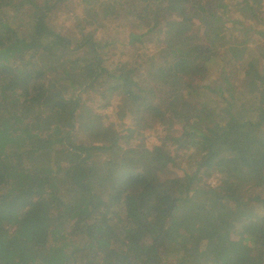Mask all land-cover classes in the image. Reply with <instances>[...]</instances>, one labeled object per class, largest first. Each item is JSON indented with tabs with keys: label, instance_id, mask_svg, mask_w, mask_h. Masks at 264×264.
<instances>
[{
	"label": "trees",
	"instance_id": "1",
	"mask_svg": "<svg viewBox=\"0 0 264 264\" xmlns=\"http://www.w3.org/2000/svg\"><path fill=\"white\" fill-rule=\"evenodd\" d=\"M263 6L0 0V264H264ZM124 12L144 32L112 67L95 36Z\"/></svg>",
	"mask_w": 264,
	"mask_h": 264
},
{
	"label": "rangeland",
	"instance_id": "2",
	"mask_svg": "<svg viewBox=\"0 0 264 264\" xmlns=\"http://www.w3.org/2000/svg\"><path fill=\"white\" fill-rule=\"evenodd\" d=\"M262 9H264V6L262 7ZM70 13L72 14L73 11L71 10ZM83 13V11H82ZM81 13V15H82ZM125 14L127 12H124ZM129 13V12H128ZM172 16L175 19L178 20H173V25L172 26H165L164 27V31H169V34H173L175 35L178 31L183 30L182 26L184 24V19L183 16L181 17V11L175 6V5H171V12ZM127 15V14H126ZM231 15L233 18L235 16L234 14H229ZM115 19H109V18H104L101 20L100 22V29L97 32L95 39L101 43V49L100 51L105 54V58L111 62V66L113 67L115 65V61H119V62H125L127 61V59L130 57L127 56V51L125 50V44L126 41L130 38V33L131 31L137 33V34H141L144 32V29L139 25V22L135 19L133 16L127 15V17H122V15H120L119 13L114 15ZM66 24H64V23ZM132 22V27L131 29L128 28L129 23ZM164 23V21H162V24ZM27 24V22L23 23V27H25ZM161 24V26H162ZM55 25L59 26H63V32L71 39H81L82 37V33H81V26L77 23H73V19L69 18V17H60V18H56L55 19ZM158 30V29H157ZM211 29H208V31H210ZM148 36H146L144 38V46H146L147 48H153V46L155 44H157L160 41V38H162L163 36V31L158 30L157 32H147ZM97 42V43H98ZM86 51L89 49V46H85ZM227 59H223V60H218L216 63L214 62H210V68L213 71V74L217 73L218 70V66L220 67H225L226 69H234L235 67H237L238 63H232L230 64L229 61H226ZM116 66V65H115ZM114 66V67H115ZM115 72V71H113ZM77 90H75L73 87H69L68 89V93L67 96H69L72 93H76ZM91 93L87 94V96L92 99V97L90 96ZM65 95V94H64ZM93 106V101L88 100L85 103V107H84V111L86 110H90L89 108H92ZM87 116H89L88 112H85ZM131 115L129 114L127 117H125V119L123 120V123H125V125H128L130 122V118ZM83 114L81 113V117H79L76 120V129L78 130L79 127H82L83 125ZM213 125H215V123H212ZM179 130V129H178ZM76 132V130H75ZM73 133L70 137V142L73 144H76L77 141V132ZM137 136V134H136ZM144 136H146V140L147 143L151 144L153 142L156 141V137H155V133L152 131H147ZM183 141V140H182ZM208 181L211 182L212 185L217 184V178L216 177H210L208 179ZM247 204H244L243 206L246 207ZM183 209V208H181ZM257 210V209H256ZM198 211V210H197ZM195 211V213L197 212ZM202 214V212H201Z\"/></svg>",
	"mask_w": 264,
	"mask_h": 264
}]
</instances>
